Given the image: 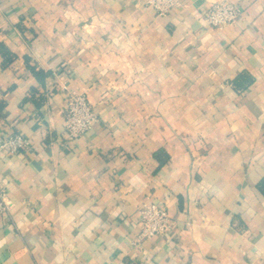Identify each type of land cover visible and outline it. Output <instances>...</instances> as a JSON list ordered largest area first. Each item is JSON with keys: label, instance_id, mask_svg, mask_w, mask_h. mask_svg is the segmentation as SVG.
<instances>
[{"label": "crops", "instance_id": "0c3cea01", "mask_svg": "<svg viewBox=\"0 0 264 264\" xmlns=\"http://www.w3.org/2000/svg\"><path fill=\"white\" fill-rule=\"evenodd\" d=\"M0 0V264H264V0ZM66 84L99 121L66 137ZM174 219L137 241L138 207Z\"/></svg>", "mask_w": 264, "mask_h": 264}, {"label": "built area", "instance_id": "2783aa9c", "mask_svg": "<svg viewBox=\"0 0 264 264\" xmlns=\"http://www.w3.org/2000/svg\"><path fill=\"white\" fill-rule=\"evenodd\" d=\"M159 15L168 14L179 0H146ZM243 9L239 4L230 0H220L213 3L206 11L204 18L208 26L224 28L237 24L243 19ZM66 92L64 124L66 137L70 140L84 135L99 121V114L95 110L87 93L71 89L62 85ZM31 140L18 131L0 136V149L17 152L31 148ZM13 206L7 187L0 182V218ZM174 224L166 205L156 200L144 201L138 207L137 241L150 239L169 231Z\"/></svg>", "mask_w": 264, "mask_h": 264}, {"label": "trees", "instance_id": "16d2710c", "mask_svg": "<svg viewBox=\"0 0 264 264\" xmlns=\"http://www.w3.org/2000/svg\"><path fill=\"white\" fill-rule=\"evenodd\" d=\"M259 188L261 192L264 194V177L262 178L261 182L259 183Z\"/></svg>", "mask_w": 264, "mask_h": 264}]
</instances>
